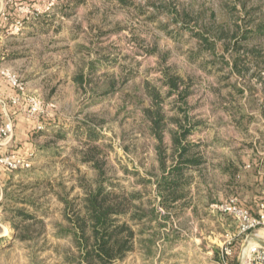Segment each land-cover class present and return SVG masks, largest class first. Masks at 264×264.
Returning a JSON list of instances; mask_svg holds the SVG:
<instances>
[{
  "label": "rangeland",
  "instance_id": "1",
  "mask_svg": "<svg viewBox=\"0 0 264 264\" xmlns=\"http://www.w3.org/2000/svg\"><path fill=\"white\" fill-rule=\"evenodd\" d=\"M262 25L264 0H0V124L14 125L0 154L14 152L30 164L2 167L0 264H70L76 245L60 235L66 201L79 209L100 172L116 191L140 195L131 208L149 213L133 223L142 242L113 264H225L224 242L238 228L216 205L262 194L264 72L239 76L236 66L264 50V31L254 33ZM166 73L180 77L173 91ZM7 74L25 88L19 105ZM155 93L167 166L175 165L171 131L180 133L179 120L202 123L188 138L198 151L217 135L224 142L218 149L235 155L230 173L187 170V188L213 185L214 206L193 210L185 198L161 204L158 142L144 114ZM29 98L42 108L30 114ZM217 103L243 113L231 120L225 112L217 126ZM15 209L31 216L23 222ZM241 244L238 237L235 248ZM228 261L240 264L238 251Z\"/></svg>",
  "mask_w": 264,
  "mask_h": 264
},
{
  "label": "trees",
  "instance_id": "2",
  "mask_svg": "<svg viewBox=\"0 0 264 264\" xmlns=\"http://www.w3.org/2000/svg\"><path fill=\"white\" fill-rule=\"evenodd\" d=\"M263 26L254 33L263 34ZM166 75V82L172 88L171 90L178 88L180 77L170 76L167 73ZM158 98V93H155L152 97V105L144 109V114L145 121L150 124L151 131L158 142L157 152L162 171L157 186L161 204L170 208L186 197V190L191 182L187 170L200 165L201 156L198 145L188 141L189 136L193 134V124L181 125V120H179V126L182 128L180 133L171 131L173 133L171 148H174V155L171 159L175 160V165L167 166L170 156L162 144L165 123H162L164 115ZM104 176V173L100 172L95 184L85 187V195L81 199L82 205L79 209L75 210L66 201L68 211L65 217L68 225L61 228L60 235L70 237L76 245V253L67 255L70 264H113L116 260L124 259L134 250L136 244L142 242L133 223H144L149 213L137 205H133L134 209L131 208L133 199L140 195L136 193L126 195L120 188L116 191L115 185L113 183L108 185V179ZM69 211L74 217L68 214ZM15 213L21 217L23 222L26 217L31 216L24 209H15ZM150 214L152 218L154 211ZM15 224L16 228L20 227ZM22 238L27 239L28 237L23 235ZM237 251L239 247L238 250L234 247V252Z\"/></svg>",
  "mask_w": 264,
  "mask_h": 264
},
{
  "label": "built area",
  "instance_id": "3",
  "mask_svg": "<svg viewBox=\"0 0 264 264\" xmlns=\"http://www.w3.org/2000/svg\"><path fill=\"white\" fill-rule=\"evenodd\" d=\"M5 74V73H4ZM11 87L16 89L17 95L12 97L13 104H21L22 97L25 94V88L22 83L11 74L6 75ZM30 105L28 112L32 114L42 108V101L36 98H29ZM38 129H43L44 126L38 125ZM14 125L11 121L0 124V145L5 139L13 136ZM0 165L6 169L13 170L18 167L29 166V162L21 159L14 152L0 154ZM261 190L263 198L260 200L255 211L241 204L238 197H233L216 205L218 211L230 215L237 223V233L228 234L224 242V255L228 260L233 256L235 242L238 237L242 238V244L239 247L238 255L240 264H264V245L253 239V236H259L260 231H264V175L261 182ZM226 260L225 264H235L233 261Z\"/></svg>",
  "mask_w": 264,
  "mask_h": 264
},
{
  "label": "crops",
  "instance_id": "4",
  "mask_svg": "<svg viewBox=\"0 0 264 264\" xmlns=\"http://www.w3.org/2000/svg\"><path fill=\"white\" fill-rule=\"evenodd\" d=\"M264 27V26H263ZM248 61L243 62L244 65L240 66L237 63V69L239 71V76L240 74H242L245 77H248V75L252 74V71H254L257 68V71L255 72V75L259 76L260 78L263 76H261V74L264 72V50L263 49H258L257 51L252 53V54H248ZM254 67V69H253ZM230 105H224L221 104H215L213 107V111H212V117L215 118V124L217 126H222L221 124H219L218 122V117L219 116H223V114L226 112L227 114L230 115L231 120L232 116L234 115V111H235V116L237 115L236 113L239 111V113H243V109L242 108H237L235 106L234 107H229ZM241 111V112H240ZM220 118V117H219ZM29 121H27L28 123ZM30 123V122H29ZM188 123H192L193 127L197 126V127H201L202 123H200L199 125H196V122L193 123L192 121H190L188 119ZM237 123V122H235ZM235 123L232 121L233 126L235 125ZM219 124V125H218ZM18 125L19 126H26V121L23 120L22 118H20L18 120ZM194 129H193V133H194ZM193 135V134H192ZM191 135V136H192ZM189 141V140H188ZM190 143H192L191 141H189ZM204 142V146L207 145L208 148L204 147L203 149H200L199 154L201 156V164L195 167H192L191 169H194L196 174H199L201 176H203L204 171L206 168H209V170L211 171H215V172H221V173H230L232 171V169L230 168V163L231 164H235V155L233 156L232 154L230 155H225L220 149L221 145H223V139H221L220 137L218 138V136L216 135L215 137H213L210 140H203ZM227 146L231 145V142H226ZM211 149V150H210ZM227 164V165H225ZM6 169V168H5ZM3 168L0 165V192L3 190V176H5L4 173H2ZM203 181V180H202ZM208 181H204V182H194L196 185H191L190 188H187V190L189 189V191L191 190V194H189V196L187 195L185 197L186 201H188L187 206L190 207V209L196 210L197 207L199 206H206L208 207L211 203L210 206H214L216 204V196L217 194H213L212 191L213 189V185L211 183H207ZM2 195H3V191L0 193V200L2 199ZM263 198L261 193L258 194H254V193H249L246 196L243 197H239V200L241 202L242 205L252 209L253 211H255L256 213V209L258 207V204L260 202V200ZM215 200V202H214ZM235 226L237 227V223L235 221Z\"/></svg>",
  "mask_w": 264,
  "mask_h": 264
},
{
  "label": "water",
  "instance_id": "5",
  "mask_svg": "<svg viewBox=\"0 0 264 264\" xmlns=\"http://www.w3.org/2000/svg\"><path fill=\"white\" fill-rule=\"evenodd\" d=\"M253 239H255L256 241H258L260 244L264 245V239H263V238L254 235V236H253ZM240 261H241V260H240Z\"/></svg>",
  "mask_w": 264,
  "mask_h": 264
}]
</instances>
